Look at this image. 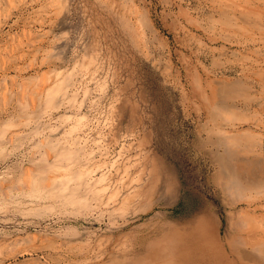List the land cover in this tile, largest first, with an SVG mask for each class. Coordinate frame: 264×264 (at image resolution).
Returning <instances> with one entry per match:
<instances>
[{"label":"rangeland","instance_id":"obj_1","mask_svg":"<svg viewBox=\"0 0 264 264\" xmlns=\"http://www.w3.org/2000/svg\"><path fill=\"white\" fill-rule=\"evenodd\" d=\"M209 250L264 264V0H0V264Z\"/></svg>","mask_w":264,"mask_h":264},{"label":"bare ground","instance_id":"obj_2","mask_svg":"<svg viewBox=\"0 0 264 264\" xmlns=\"http://www.w3.org/2000/svg\"><path fill=\"white\" fill-rule=\"evenodd\" d=\"M206 252V253H205ZM217 252H219V250H217ZM217 252H214V251H211V250H209V251H204V252H202L201 254H200V256L199 257H201L202 258V260L203 261H205L206 260V258L207 259H210L209 261H212V259H211V257L215 260V261H217V264H233L232 262H230L224 255H222V254H219V256H218V254H216ZM216 255H217V257H216ZM217 259H216V258ZM208 261V260H207ZM206 262V261H205ZM211 264V263H210Z\"/></svg>","mask_w":264,"mask_h":264}]
</instances>
